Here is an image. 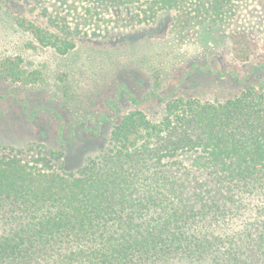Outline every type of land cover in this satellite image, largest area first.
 Returning a JSON list of instances; mask_svg holds the SVG:
<instances>
[{"label": "trees", "instance_id": "obj_1", "mask_svg": "<svg viewBox=\"0 0 264 264\" xmlns=\"http://www.w3.org/2000/svg\"><path fill=\"white\" fill-rule=\"evenodd\" d=\"M78 1L79 20L89 16L84 23L92 25L91 9ZM231 1L114 6L141 7L131 17L137 26L173 11L175 25L188 28L223 23L232 17ZM62 5L77 16L76 0ZM16 21L42 44L60 40ZM233 42L240 60L260 48L245 32ZM60 44L61 54L75 48L68 38ZM4 67V77L24 78L17 65ZM178 262L264 264V81L224 102L173 99L156 121L129 112L107 148L74 171L55 169L46 156L0 152V264Z\"/></svg>", "mask_w": 264, "mask_h": 264}, {"label": "rangeland", "instance_id": "obj_2", "mask_svg": "<svg viewBox=\"0 0 264 264\" xmlns=\"http://www.w3.org/2000/svg\"><path fill=\"white\" fill-rule=\"evenodd\" d=\"M62 1H3L0 71L10 62L24 78L0 73V152L46 156L55 169L74 171L107 148L113 127L129 112L156 121L173 99L224 102L264 81V0H232V17L223 23L188 28L175 25L173 11L137 26L131 17L142 15L141 7L81 0L91 9V25L89 16L79 20L78 0L77 16ZM16 18L60 40L42 44ZM238 32L260 45L247 60L234 55ZM67 38L75 48L61 54L57 47Z\"/></svg>", "mask_w": 264, "mask_h": 264}]
</instances>
